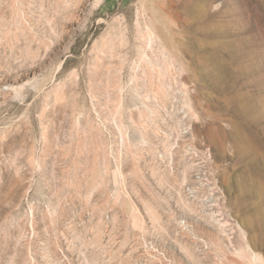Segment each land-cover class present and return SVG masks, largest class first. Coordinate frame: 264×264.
Here are the masks:
<instances>
[{
	"label": "rangeland",
	"instance_id": "374dc122",
	"mask_svg": "<svg viewBox=\"0 0 264 264\" xmlns=\"http://www.w3.org/2000/svg\"><path fill=\"white\" fill-rule=\"evenodd\" d=\"M258 121L264 0H0V264H264Z\"/></svg>",
	"mask_w": 264,
	"mask_h": 264
},
{
	"label": "bare ground",
	"instance_id": "6f19581e",
	"mask_svg": "<svg viewBox=\"0 0 264 264\" xmlns=\"http://www.w3.org/2000/svg\"><path fill=\"white\" fill-rule=\"evenodd\" d=\"M102 1L103 0H97V4L101 3ZM157 18H158L159 22L162 21V23H163L166 21V20H164V17H159L157 15ZM259 103L260 102H259V100H257V98L250 100L248 102V105L250 107L249 109H254V108L256 109L257 105ZM261 116H263V115H261ZM254 126L257 130H255V128L252 126L251 127H249V126L242 127L238 124H235V129L243 128V129H245V131L243 133H240V132L236 133L233 137V141H234V144L238 147V149H240V150H242V151H244V152H246L252 156H255V157L261 156V158L264 159V131H263L264 130V121H258ZM254 177H257V179L261 180V181L256 180L259 183H258V185H255V186H256V188H258L257 194L260 196V210H261V213L263 216V221H264V180H262V179H264V173H259V174L255 175ZM263 240H264V236H263ZM255 256H257V255L255 254Z\"/></svg>",
	"mask_w": 264,
	"mask_h": 264
}]
</instances>
